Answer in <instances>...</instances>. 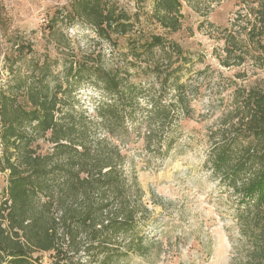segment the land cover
Here are the masks:
<instances>
[{
  "label": "trees",
  "instance_id": "1",
  "mask_svg": "<svg viewBox=\"0 0 264 264\" xmlns=\"http://www.w3.org/2000/svg\"><path fill=\"white\" fill-rule=\"evenodd\" d=\"M259 2V22L249 21L243 35L225 30L223 66L262 59L264 0ZM153 3L149 18L179 31L181 0ZM60 15L86 20L115 47V36L133 37L128 52L109 68L99 52H76L64 33L56 39L55 57L46 53L43 60L24 64V45L14 47L16 57L5 55L11 77L0 87V172L9 175L6 194L0 193V264H42L38 253L49 254L50 264H126L132 256L147 255L152 245L143 230L150 211L137 178L123 170L121 146L134 143L137 135L145 151L169 156L171 128L190 113L185 86L174 76L182 67L171 69L185 53L163 35L136 30L133 16L112 0H72ZM58 33L50 29L51 36ZM135 71L165 74L162 86L172 80L177 105H138L144 88L132 81ZM85 84L101 95L95 119L74 104L76 90ZM244 96V105L234 108L235 119L213 144L210 160L240 198V264H264V90ZM134 123L147 133L132 131ZM80 253L90 261L78 259Z\"/></svg>",
  "mask_w": 264,
  "mask_h": 264
},
{
  "label": "rangeland",
  "instance_id": "2",
  "mask_svg": "<svg viewBox=\"0 0 264 264\" xmlns=\"http://www.w3.org/2000/svg\"><path fill=\"white\" fill-rule=\"evenodd\" d=\"M72 0H0V87L10 79L5 55L17 56L16 45L26 47L24 64L32 58L43 60L46 53H59L55 43L64 33L76 52H99L106 67L114 65L120 55L128 52L132 34L115 36V47L95 33L84 19H62ZM134 18L135 27L144 33L160 34L178 43L184 57L172 68L181 65L180 77L186 89L189 115H182L172 126L174 146L168 157L144 150L141 137L121 146L123 170L136 177L143 193V203L150 211L143 226L151 248L145 256H132L126 264H240L244 259L239 249L241 240L237 226L239 195L216 174L210 160L213 144L221 137L234 118L236 105H244L248 92L264 90V53L262 59L248 60L240 66H223L225 30L243 35L249 21L259 22L257 12L261 0H181V28L177 32L161 28L149 18L153 0H112ZM58 33L51 36L50 29ZM13 47V48H12ZM30 47L34 53L29 51ZM29 48V50H28ZM254 52V48L252 49ZM258 55V52H255ZM185 57L189 61L184 62ZM144 65V64H143ZM132 81L141 84L144 94L138 105L148 106L156 101L162 105H177L175 84L164 86V75L146 76L141 71ZM173 79V78H172ZM101 100L99 89L82 85L75 93L76 108L95 119V107ZM235 119V118H234ZM235 122V121H234ZM143 135L147 128L132 124V131ZM97 137L103 138L102 131ZM238 138L242 137L237 135ZM40 152L48 145L40 141ZM8 172H0V193L4 196ZM42 264H50L49 254H35ZM78 259L89 257L83 253ZM77 263V260L74 261ZM6 264V263H2Z\"/></svg>",
  "mask_w": 264,
  "mask_h": 264
}]
</instances>
